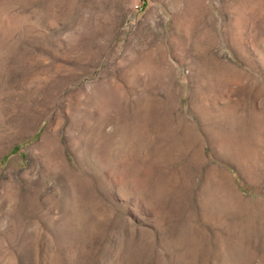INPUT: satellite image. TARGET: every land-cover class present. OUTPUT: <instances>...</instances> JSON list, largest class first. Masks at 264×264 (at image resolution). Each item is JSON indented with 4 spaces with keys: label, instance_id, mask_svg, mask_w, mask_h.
Instances as JSON below:
<instances>
[{
    "label": "rangeland",
    "instance_id": "rangeland-1",
    "mask_svg": "<svg viewBox=\"0 0 264 264\" xmlns=\"http://www.w3.org/2000/svg\"><path fill=\"white\" fill-rule=\"evenodd\" d=\"M0 264H264V0H0Z\"/></svg>",
    "mask_w": 264,
    "mask_h": 264
}]
</instances>
